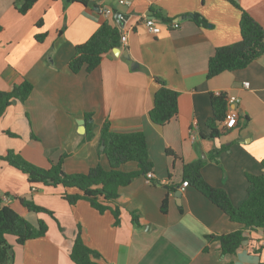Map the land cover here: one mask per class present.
Returning <instances> with one entry per match:
<instances>
[{
  "label": "crops",
  "instance_id": "obj_1",
  "mask_svg": "<svg viewBox=\"0 0 264 264\" xmlns=\"http://www.w3.org/2000/svg\"><path fill=\"white\" fill-rule=\"evenodd\" d=\"M120 1L36 0L21 14L16 0H0V92H11L24 80L34 87L25 102L13 100L0 117V196L31 224L42 220L49 227L45 237L23 246L7 236L15 264H75L70 255L79 226L85 244L102 256L101 264L264 263L260 230H246L236 253L224 255L220 242L209 237L231 234L241 225L193 185L182 189L185 166L202 161L203 179L240 207L248 194L247 177L264 174V55L243 70L213 78L208 73L216 49L241 40L242 10L264 27V0H234L240 8L228 0ZM152 9L180 28L170 29ZM118 12L127 16L119 21ZM193 14L207 25L197 24ZM149 18L161 25L159 35L146 28ZM105 23L127 34L128 43L120 40L93 72H72L76 48ZM38 35L45 37L39 41ZM159 81L179 93L178 115L163 126L150 118ZM222 93L239 100L228 102L227 110V115L236 110L239 118L232 128L217 123L221 134L212 139V99ZM106 123L115 133H144L153 164L151 183L136 178L110 205L120 211L119 225L111 210L101 214L84 200L71 205L65 188L32 186L26 174L2 159L14 152L43 169L63 160L67 174L96 166L109 170L101 148ZM137 169L135 162L121 167ZM22 200L54 216L28 210ZM133 212L140 226L133 223Z\"/></svg>",
  "mask_w": 264,
  "mask_h": 264
},
{
  "label": "trees",
  "instance_id": "obj_2",
  "mask_svg": "<svg viewBox=\"0 0 264 264\" xmlns=\"http://www.w3.org/2000/svg\"><path fill=\"white\" fill-rule=\"evenodd\" d=\"M69 1L89 4V0ZM228 1L240 8L234 0ZM35 2L36 0H16L15 6L21 14H26ZM151 13L157 18H161L163 22L170 21L154 9L151 10ZM192 17L197 24L207 25V22L199 14H193ZM1 31L2 27L0 26ZM240 31L241 40L238 43L217 48L209 59V78L223 72L243 70L264 55V27L244 10H242ZM44 37V35H38L37 39L42 41ZM121 37L122 34L118 28L112 27L108 23L103 24L86 43L76 48L75 56L69 64L72 72H93L100 65L104 55L120 46ZM159 84L160 88L155 94L150 118L154 124L163 126L178 115L179 93L168 88L163 81H159ZM33 89L32 83L24 80L21 84L14 86L11 92H0V117L13 100L25 102ZM212 102L214 116L209 127L211 129L210 138L214 139L221 134L216 124L223 123L227 118L228 95L222 93L213 96ZM101 143L105 147L103 154L106 155L110 163L109 170L96 166L87 173L67 174L63 169V160L52 164L50 169H43L29 163L14 152H9L2 159L26 174L32 186H62L66 189L64 199L71 205L84 200L101 214L111 210L116 219L115 225H119L120 211L117 208L112 209L110 205L119 199L120 188L130 185L140 176H146L152 171L153 164L149 158L148 143L144 133H115L111 131L110 124L106 123L102 128ZM129 162L137 163L138 169L133 172L122 171L121 167ZM262 164L264 166V161ZM202 166V161L186 165L183 180L196 187L232 222L241 225L240 230L231 234L209 237L220 242L224 255L234 254L245 241L244 232L246 230H260L264 235V174L247 177L249 183L247 198L242 206L236 207L223 190L211 187L203 179ZM69 189H76L78 193L70 194L67 191ZM22 204L30 211L54 216L52 211L38 206L33 201L22 200ZM167 205L168 199L164 201L163 211L167 210ZM131 215L133 223L140 226L139 214L133 212ZM48 230L49 227L44 221L40 220L38 224L33 225L15 210L5 206L3 198L0 196V264H15V252L7 240L8 235L15 236L18 245L23 246L31 240L45 237ZM70 257L75 264H101L102 256L85 244L80 226Z\"/></svg>",
  "mask_w": 264,
  "mask_h": 264
},
{
  "label": "built area",
  "instance_id": "obj_3",
  "mask_svg": "<svg viewBox=\"0 0 264 264\" xmlns=\"http://www.w3.org/2000/svg\"><path fill=\"white\" fill-rule=\"evenodd\" d=\"M120 3L121 4H128V2H126L124 0H121ZM105 14L111 15L112 11L110 9H107V10H105ZM166 24L168 25V27L170 29L180 28V24L177 21H170V22H167ZM145 26L153 35H159L162 32L161 25L159 23H157L156 20H154L153 18H149V19L145 20ZM121 42L123 44L128 43L127 34H125L121 37ZM243 86L245 89H248V88H250V83L245 82V83H243ZM228 102L230 105H235L236 103L239 102V100L236 97H229ZM238 118H239L238 112L236 110H231L229 112V114L227 115L226 120L224 121L225 127L232 128V127L236 126ZM145 177H146L147 182L151 183L152 180L154 179V173L151 171ZM188 186H189V182L184 181L182 184V189H185ZM33 190H35V189L33 188Z\"/></svg>",
  "mask_w": 264,
  "mask_h": 264
},
{
  "label": "water",
  "instance_id": "obj_4",
  "mask_svg": "<svg viewBox=\"0 0 264 264\" xmlns=\"http://www.w3.org/2000/svg\"><path fill=\"white\" fill-rule=\"evenodd\" d=\"M127 15H125L124 13H122V12H118L117 14H116V19L117 20H119V21H121V20H123V18H125ZM121 24H120V26L122 27V28H124V23H122V22H120ZM115 50H117V49H115ZM101 148H102V150H104V146L102 145L101 146ZM176 194V196H179V194H178V192H176L175 193Z\"/></svg>",
  "mask_w": 264,
  "mask_h": 264
}]
</instances>
